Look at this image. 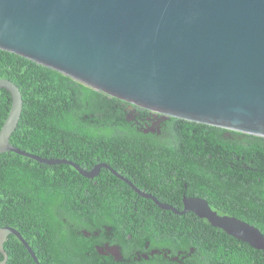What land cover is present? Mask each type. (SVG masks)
<instances>
[{
    "label": "trees",
    "instance_id": "obj_1",
    "mask_svg": "<svg viewBox=\"0 0 264 264\" xmlns=\"http://www.w3.org/2000/svg\"><path fill=\"white\" fill-rule=\"evenodd\" d=\"M0 79L16 84L24 101L10 140L15 147L45 159L69 160L86 171L106 163L121 174L114 163H154L140 168L144 175L176 178L182 193L187 184L188 194L218 202L226 214L264 235V214L247 217L239 214L244 211L237 203L228 204L243 201L246 193L264 201V138L173 117L152 121L150 111L138 108L132 121L125 102L3 50ZM11 105L10 93L0 89V131ZM159 120L162 134H153L158 130L153 123ZM120 182L106 168L91 180L69 165L50 166L15 153L0 154V228L16 229L40 264H101L89 256L91 249L81 239L84 231L100 232L104 209H109ZM160 200L179 207L175 201ZM174 214H170L173 220L179 224L187 220L188 226L194 219L202 220V239L210 256L195 264H208L214 255L219 256L215 264H264L263 250L193 214ZM4 248L6 264H36L14 235ZM3 259L0 253V262Z\"/></svg>",
    "mask_w": 264,
    "mask_h": 264
},
{
    "label": "water",
    "instance_id": "obj_2",
    "mask_svg": "<svg viewBox=\"0 0 264 264\" xmlns=\"http://www.w3.org/2000/svg\"><path fill=\"white\" fill-rule=\"evenodd\" d=\"M0 50L164 119L264 138V0H0ZM0 89L12 98L0 131V154L69 165L87 179L106 168L128 182L106 164L86 171L69 160L45 159L12 145L24 101L10 80L0 79ZM138 192L163 210L193 212L264 251L257 228L220 216L202 198H185L180 212ZM10 235L40 264L12 227L0 228V264L8 261L4 245Z\"/></svg>",
    "mask_w": 264,
    "mask_h": 264
},
{
    "label": "flooded vegetation",
    "instance_id": "obj_3",
    "mask_svg": "<svg viewBox=\"0 0 264 264\" xmlns=\"http://www.w3.org/2000/svg\"><path fill=\"white\" fill-rule=\"evenodd\" d=\"M126 105L127 110L130 112L128 115L129 119L132 121L136 120L135 108H141L128 103ZM159 116L161 115L151 112V117H148V120L155 121ZM160 123V120L153 123V127L158 126L157 131L152 130L153 134H162ZM114 164L121 170V174L114 171L128 180L132 186L115 175L121 182L113 193L114 198L113 202L109 204V209L107 211L104 209L105 214L101 219L102 227L100 232H96L93 235L84 231L82 239L80 235L78 236L87 245V248L91 249V251L87 252L89 256H93L101 264H195L199 259L210 256L208 243L202 239V220L198 223L194 219L189 226L188 224L184 225L187 220L179 224L170 215L173 212L161 209L153 200L142 197L138 191L152 195L159 202H161L160 198L162 197L175 201L179 204V207L166 202L161 203L170 205L180 212L185 210V198L202 197L188 194L187 184H185L184 188L185 193H182L181 184L180 182L176 183V178L144 175V171L140 168L154 163ZM167 179L171 180L172 183L163 182V180ZM202 199L206 200L212 210L220 216L234 217L246 222L236 216L226 214L218 202L211 203L205 198ZM102 202L103 205L107 203L106 196ZM235 203H237V207L244 211H240L239 214L243 213L247 217H250L253 213H256L255 216L258 217L264 214V201L258 200L257 197H252L251 194L246 193L243 201L231 202L229 200L228 202V204H233V206ZM153 204L160 210L158 211L154 208ZM226 204V202L223 203L225 206ZM192 214L197 216L193 212L174 215L179 217L186 215L188 217ZM113 222L115 224H112ZM217 259H219V256L214 255L212 261H210V258L209 263H207L215 264Z\"/></svg>",
    "mask_w": 264,
    "mask_h": 264
}]
</instances>
